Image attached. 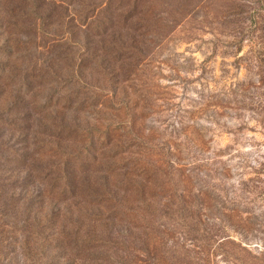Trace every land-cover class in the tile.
<instances>
[{
	"label": "rangeland",
	"instance_id": "374dc122",
	"mask_svg": "<svg viewBox=\"0 0 264 264\" xmlns=\"http://www.w3.org/2000/svg\"><path fill=\"white\" fill-rule=\"evenodd\" d=\"M0 264H264V0H0Z\"/></svg>",
	"mask_w": 264,
	"mask_h": 264
},
{
	"label": "trees",
	"instance_id": "16d2710c",
	"mask_svg": "<svg viewBox=\"0 0 264 264\" xmlns=\"http://www.w3.org/2000/svg\"><path fill=\"white\" fill-rule=\"evenodd\" d=\"M98 260V259H97ZM99 260H101V259H99Z\"/></svg>",
	"mask_w": 264,
	"mask_h": 264
}]
</instances>
